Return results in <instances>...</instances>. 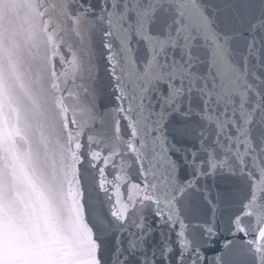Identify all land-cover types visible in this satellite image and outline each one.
Segmentation results:
<instances>
[{
	"label": "snow or ice",
	"instance_id": "snow-or-ice-1",
	"mask_svg": "<svg viewBox=\"0 0 264 264\" xmlns=\"http://www.w3.org/2000/svg\"><path fill=\"white\" fill-rule=\"evenodd\" d=\"M0 264H264V0H0Z\"/></svg>",
	"mask_w": 264,
	"mask_h": 264
}]
</instances>
